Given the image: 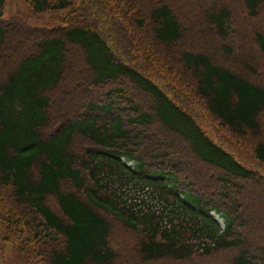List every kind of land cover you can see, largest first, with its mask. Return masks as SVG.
I'll list each match as a JSON object with an SVG mask.
<instances>
[{
  "label": "trees",
  "instance_id": "16d2710c",
  "mask_svg": "<svg viewBox=\"0 0 264 264\" xmlns=\"http://www.w3.org/2000/svg\"><path fill=\"white\" fill-rule=\"evenodd\" d=\"M25 1L58 24L0 0V252L127 264L116 222L141 264H264V0Z\"/></svg>",
  "mask_w": 264,
  "mask_h": 264
},
{
  "label": "rangeland",
  "instance_id": "374dc122",
  "mask_svg": "<svg viewBox=\"0 0 264 264\" xmlns=\"http://www.w3.org/2000/svg\"><path fill=\"white\" fill-rule=\"evenodd\" d=\"M130 0H125V3H128ZM135 1V0H134ZM229 2L233 5L234 9H237L238 12H240V10H243L242 7V3L239 0H229ZM235 2H237L236 4H234ZM126 10L131 12L132 14L136 15L135 13H133L130 8L129 5L125 6ZM4 16L6 17V19H11L13 17H20L24 20H26L29 24L34 25V26H39V27H54L56 26L58 23H55L51 17L50 14L48 13H35L31 6L28 4L27 1L25 0H6V5H5V9H4ZM243 13V11H242ZM121 20H123V17H120ZM245 23L250 24V27L252 30H257L258 28H260L263 24H264V14L262 15L261 19H257V20H249L248 18L245 19ZM126 27V32L128 33V35H132V33L136 30L134 28V26L132 27ZM146 36V35H144ZM214 40V39H211ZM215 41V40H214ZM219 41V39H218ZM161 51L165 54L167 53L166 49H162ZM173 73H177L178 76L181 78H183L182 73H179V69H176L175 66L173 65V69H172ZM181 75V76H180ZM187 75V74H186ZM190 77V76H188ZM180 84V83H178ZM190 84V86L192 87L193 84ZM107 89V87L105 88H96L95 93H102ZM140 94L139 98H143L144 99V95ZM138 98V97H137ZM143 101V100H142ZM144 104V101H143ZM218 135L225 140V142L229 143L231 146H233L234 148L237 146H242V145H248L251 144L253 142V140H255L254 136H248V137H242L240 135H236L231 131H227L224 130L223 132L218 133ZM238 148V147H237ZM239 149V148H238ZM248 159L249 156H247ZM216 217H218L221 221L222 227H224V221L223 218L220 217L219 215H216ZM114 226V230H115V235H123L124 238H122V244L121 247L124 248V259L126 260L127 264H141L140 262V257L139 254L137 252V239L133 234H128L126 232V230L123 228V226L120 223H113ZM0 257L4 259V261L6 262V264H23V262L20 260V254L9 244L8 245H3L2 251L0 252ZM192 261H188L186 263L183 264H218L220 262H222V264H229L227 261V256L226 257H222L221 255H216L213 257H210L208 259H204V260H197L195 261V263H191ZM154 264H162V263H154ZM166 264V263H163Z\"/></svg>",
  "mask_w": 264,
  "mask_h": 264
}]
</instances>
